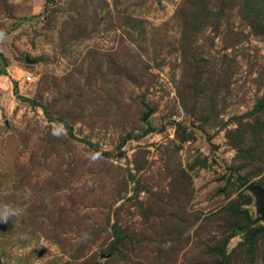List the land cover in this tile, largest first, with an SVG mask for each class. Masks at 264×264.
Returning <instances> with one entry per match:
<instances>
[{
	"label": "rangeland",
	"instance_id": "1",
	"mask_svg": "<svg viewBox=\"0 0 264 264\" xmlns=\"http://www.w3.org/2000/svg\"><path fill=\"white\" fill-rule=\"evenodd\" d=\"M252 184L264 0H0V264H264Z\"/></svg>",
	"mask_w": 264,
	"mask_h": 264
},
{
	"label": "water",
	"instance_id": "2",
	"mask_svg": "<svg viewBox=\"0 0 264 264\" xmlns=\"http://www.w3.org/2000/svg\"><path fill=\"white\" fill-rule=\"evenodd\" d=\"M147 114L143 116L142 121H145L147 118ZM249 190L254 191L255 193H257L259 199H258V203H259V212L260 215L263 216V211H264V188L262 186H258V185H250L248 187Z\"/></svg>",
	"mask_w": 264,
	"mask_h": 264
}]
</instances>
